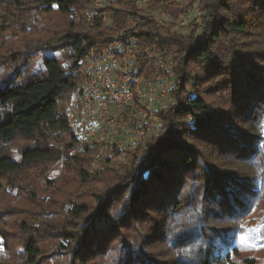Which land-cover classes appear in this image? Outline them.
Instances as JSON below:
<instances>
[{"label": "trees", "instance_id": "obj_1", "mask_svg": "<svg viewBox=\"0 0 264 264\" xmlns=\"http://www.w3.org/2000/svg\"><path fill=\"white\" fill-rule=\"evenodd\" d=\"M91 1L32 0L29 6H23V0L7 1L20 4V11L33 7L55 14L60 22L55 28L41 23L33 33H45L53 42L33 46L41 56L40 72L9 77L0 84V177L20 173L24 165H54L63 156L64 170L62 185L48 199H40L29 180L15 187L37 208L20 220L27 231L23 261L0 263L39 264L51 255L56 261L63 258L62 264H256L240 254L236 224L215 228L207 205L219 202L226 214L220 217L238 219L248 208L241 192H255L250 181L257 180V173L264 175L259 146L264 120V0H197L201 22L193 20L187 34L174 27L189 15L193 0H148L149 9L142 0H118L117 6H103L90 18L86 9ZM153 5H170L172 23L159 22L150 12ZM120 30L137 40V74L152 73L155 58L147 56L148 49L164 59L168 69L160 74L169 84L168 101L157 109L162 124L127 149L124 162L111 163L113 154L101 160L104 167L93 169L96 149L90 144L75 156L67 155L76 138L66 104L90 51L107 48ZM238 122L243 125L239 132L231 131ZM53 131L64 137L60 150L49 144ZM19 136L32 142L20 159L7 149ZM222 154L235 157L216 158ZM236 163L237 168H230ZM203 172L206 186L200 184ZM64 188L71 196L62 200L63 218L52 223L46 217L49 206ZM230 193L237 196L228 197ZM88 195L90 200L79 199ZM196 197L200 221L194 230L178 231L180 223L168 221L165 229L160 213L183 215L194 209ZM2 201L0 195V229L16 210ZM45 235L53 241L48 250L41 243ZM152 241H159V249L152 248Z\"/></svg>", "mask_w": 264, "mask_h": 264}, {"label": "rangeland", "instance_id": "obj_2", "mask_svg": "<svg viewBox=\"0 0 264 264\" xmlns=\"http://www.w3.org/2000/svg\"><path fill=\"white\" fill-rule=\"evenodd\" d=\"M8 0H0V84L7 80L9 77L17 78L21 74L20 77L27 78V76L31 75L33 72H40L41 70V56L37 53L36 50L34 51L35 45L38 46H46L50 43L53 44L51 39H47L48 37L43 33L41 36L34 35L33 33L36 31V29L39 27L41 23L49 24L53 28L56 26H59L60 19L55 14H47L42 13L39 10L33 9V7H28V9H22L21 11L17 8H20L19 6H16L14 3H8ZM32 0H23V6L24 4L29 6L31 4ZM94 0L91 1L89 6L86 9L87 16L92 10V6H94L93 3ZM174 1V0H173ZM178 4H187V0H175ZM197 0H193V6L190 9L189 15L186 16V18H180L176 21L174 30L179 33H189V31L192 29L191 22L193 20L200 21L201 18H197L193 13L192 9L194 7V4L197 3ZM27 2V3H26ZM121 3L120 1L118 2ZM199 5V3H197ZM34 4H32L33 6ZM147 5H150V2H147ZM152 10L158 8V14H161L163 18H166L165 23L170 24L174 20V18L170 15L168 10L170 9V5L162 7V5H153L150 6ZM200 7V5H199ZM164 12H162V10ZM200 10H202L200 8ZM14 12V13H11ZM22 17L20 14H22ZM108 18V17H107ZM38 43V44H36ZM147 53V56L150 59H153L151 55ZM166 62H164V66L161 67L158 64H155V68H158L160 70H163V68L168 69V67L165 66ZM151 69H154V66H152ZM66 110H67V104H66ZM231 123V122H230ZM239 124H233L230 127L231 131L239 132L237 129L239 126H243L240 122ZM262 134H261V142H260V151L262 154V161H264V120L262 122ZM57 133V132H56ZM56 133L53 131L50 138V146H52L55 149H62L65 146V140L63 136L56 135ZM32 142L29 140L24 139L23 137H17L11 144H9L7 147L10 154L17 157L18 159L21 158V152L22 150ZM217 153V152H216ZM224 156L222 157H216V158H224V157H235V154L229 155V154H222ZM125 155L120 157H115L112 159L111 163H114V165H118L120 162L125 161ZM228 157V158H229ZM57 161V160H56ZM55 161V162H56ZM54 162V161H52ZM112 165V164H111ZM105 162L99 161L92 163V168H100L104 167ZM238 163L230 166V168H237ZM229 168V167H228ZM22 171L20 173H14L7 176L0 177V195L2 197V203L10 204L12 208H16L15 213L13 215H9L3 224H5V227L3 229H0L3 231V237H0V262H16L21 263L23 261V252H24V238L27 235V231L21 224V217L25 216L26 214L31 213L32 209L35 210L37 207L35 206L34 202L30 199H28L25 194L21 193L20 190L15 189V187H18V184L21 182H26L27 180L31 181L33 184L34 189H36L37 194L40 196V199H48L56 194L57 190L56 187L58 185H62V172L64 170V156L61 158V160L57 161L56 164L53 165V163H47L44 162L42 164H31V165H24L21 169ZM193 172V171H190ZM188 174V173H187ZM243 174V173H242ZM73 175L72 172L67 175V179L71 178ZM203 180H200V184H205L206 176L205 172L202 173ZM189 176V175H187ZM257 180L254 182L250 181L249 186L252 187L255 192L253 193H246L241 192L243 188H241L240 192L243 196V198H246L248 200V208L245 211V213L240 216L238 219L230 220L227 217H220L221 215L226 214L222 211L220 208V203L216 202L215 205H207L209 211L208 213H212V215L215 217L209 218V220H212V224L215 226V228L218 229V227L222 226L225 227L227 225L228 227L232 224H236V228L240 230V234L238 240L236 241V245L239 246L240 254L242 256H248L250 258H254L256 261V264H264V175L259 176V173H257ZM49 180H52V184L48 182ZM78 181H74L73 185L76 186ZM103 183L99 181V186H102ZM197 184L198 181H197ZM52 185V186H51ZM32 187V185H31ZM72 188V187H71ZM65 189V188H64ZM56 190V191H55ZM59 195L57 196L59 199L56 200L55 205L53 203L50 204L49 208L51 210V213L48 214L46 217L52 218V223L55 222V220L62 219L65 213V210H62L61 205L62 200L70 198L71 195L66 193V189L64 192L59 191ZM222 191L218 190L217 194H221ZM233 193H230L228 197L237 196V194L232 195ZM90 200L91 195L80 197L81 200ZM220 200V197H218ZM199 199L196 197L195 206L193 210H190L186 212L185 214H181L179 216L176 214H172L171 217H163V213H160V219L164 218V228L166 229L167 221L170 224L180 223L178 224V227L176 230H194V225H197V220L200 221L199 218V205L198 202ZM206 206V205H205ZM196 209V210H195ZM121 210V208H118L115 210V213L117 211ZM218 214H221L220 216ZM173 216V217H172ZM201 218H203V221H207L205 217L201 215ZM173 220V222H172ZM192 223V224H191ZM176 225V224H175ZM217 226V227H216ZM176 227V226H175ZM148 230V228H147ZM126 231V230H125ZM197 231V229H196ZM229 231V230H228ZM150 232V231H149ZM148 232V233H149ZM199 234V232L197 231ZM169 234V233H168ZM196 234V233H195ZM133 235V234H132ZM170 235V234H169ZM197 235V234H196ZM168 237V235H166ZM195 239L200 243V238L198 237ZM171 237V236H170ZM3 238V239H2ZM52 239L47 235H45L41 241L43 246L48 248L51 247ZM159 241H152L150 244H153L152 248H157L155 244H157ZM202 242V241H201ZM115 249V247H114ZM159 249V248H157ZM116 252V250H115ZM51 256V255H50ZM48 256L47 259L41 261L39 264H62L64 262V259L57 255L58 257L62 258L61 261H56L55 257ZM239 263V258H236ZM1 264V263H0Z\"/></svg>", "mask_w": 264, "mask_h": 264}, {"label": "built area", "instance_id": "obj_3", "mask_svg": "<svg viewBox=\"0 0 264 264\" xmlns=\"http://www.w3.org/2000/svg\"><path fill=\"white\" fill-rule=\"evenodd\" d=\"M118 2L94 0L89 17L93 18L99 8L117 6ZM147 2L141 1L143 7H148ZM197 3L192 13L201 18L203 11ZM158 11L150 8L159 22H167ZM137 50V40L120 30L107 48L90 51L82 77L67 103L68 123L76 138L68 156H75L85 144L95 147V163L113 154L123 156L162 124L157 109L168 101L169 84L155 64L162 69L165 61L154 49H148L155 58L154 69L150 75L141 76L135 72Z\"/></svg>", "mask_w": 264, "mask_h": 264}]
</instances>
